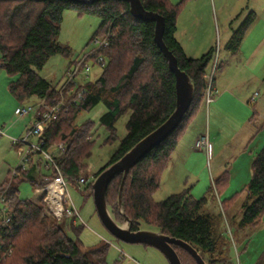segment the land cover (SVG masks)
Masks as SVG:
<instances>
[{"label": "trees", "instance_id": "trees-1", "mask_svg": "<svg viewBox=\"0 0 264 264\" xmlns=\"http://www.w3.org/2000/svg\"><path fill=\"white\" fill-rule=\"evenodd\" d=\"M141 1L147 10L165 17L164 40L178 58L180 68L190 76L195 89L194 98L176 132L129 170L122 190L121 207L119 191L124 173L110 181L106 193L107 204L117 222H124L125 215L129 217L133 231H158L189 243L206 264H231L234 261V245L246 244L251 233L262 223L264 147L254 157L248 184L231 198L224 199L217 211L208 209L209 201L213 198L216 200L213 184L208 195L200 198L194 197L186 188L162 201L155 200L168 160L197 116L206 96L204 75L213 60L214 47L198 58H191L177 40L178 17L188 0L177 3L170 0ZM68 8L80 15L99 17L101 22L91 41L106 39L107 45H101L88 57V61L93 60L102 66L101 74L95 80L85 77L82 81L76 79L75 83L62 90L64 82L61 86H53L37 70L43 69L55 54L72 55L68 45L58 42L64 12ZM255 19L256 13L250 11L234 31L227 44L232 53H237ZM154 29V22H145L133 16L129 3L123 0H103L85 5L67 0H0V68L12 78L8 83L12 96L21 105L32 97L44 99V104L38 110L40 116L48 107L57 104L63 94L67 102H71L78 91L85 90L78 103H72L67 110L61 108L44 133V148L53 150L63 145V149L55 153L69 183H78L95 143L92 132L95 122L91 118L77 122L83 112H90L103 104L105 111L100 115L99 122L109 131L105 142L115 144L118 141L109 161L96 173L94 180L174 112L175 75L154 40ZM126 112L130 113L126 123L127 133L120 138L115 123ZM42 162V159H37L27 169L20 168L18 176L11 177V170L9 178L0 183V193L8 186L7 207L15 223L0 247L1 251L9 250L10 254H6L0 264H109L108 243L84 252L79 242L68 233L72 229L79 234L83 229L81 225L66 217L63 225L53 223L41 217L42 206L35 199L21 196L20 185L24 182L31 183L35 189L47 184L43 177L48 172L44 170ZM228 173L225 171L215 180L219 193L228 184ZM93 183L88 184L92 193ZM242 194L244 199L239 212L231 213L232 204ZM173 247L182 264H199L183 247L176 244ZM257 264H264V251Z\"/></svg>", "mask_w": 264, "mask_h": 264}, {"label": "rangeland", "instance_id": "rangeland-1", "mask_svg": "<svg viewBox=\"0 0 264 264\" xmlns=\"http://www.w3.org/2000/svg\"><path fill=\"white\" fill-rule=\"evenodd\" d=\"M193 2H196V0ZM198 3L200 4V8L195 12L194 17L189 18L186 24L181 25V39L185 40L196 36L198 39H201L200 42H204L207 39L210 40L213 38L215 40L214 46L218 43V41L220 46V40L223 41V46L219 48L220 64L216 77H218L219 72L221 71V66L223 64L226 66L228 65V57L225 56V53H231V51L227 48L229 41L225 42V36L228 35L226 31L228 32L231 29H237L252 10L256 12L254 26L259 24V27L256 29V33H248V37L243 42L242 50L245 54L250 51H254L253 53H258L260 56L264 54L261 51V49H264V43L260 44L259 40L264 34V0H198ZM190 6L191 5H189V9L185 10L186 12L192 9ZM100 22L101 19L95 15H80L74 9H66L64 12V19L61 33L58 37V42L68 45L72 49V55L70 57H66L62 54H55L51 56L43 69L37 70L39 75L50 81L53 86H61L65 80V72L68 66L84 53L90 52L92 49L97 47L95 43L96 40L91 41V39L94 36ZM260 30L262 35L258 38ZM201 50L203 49H200L197 52L199 53ZM231 61L232 66H239V72L232 68L229 70L228 74L230 76L235 75L234 80H237L236 87L243 92L246 96L245 99L250 98V107H247L248 105L246 104V101L242 100V102L245 101V105L238 101L236 111L232 113L233 115H228L226 113L218 115L213 108L214 103H207L206 91V96L200 104L198 114L190 123L191 125L190 128H188L184 142H186L189 138H192L194 134L199 133V131L209 136L210 132L214 135L216 131L220 130V136H223L222 141H224V139L229 141V134L231 135L232 132H237L235 137L232 139V144L229 147L225 144H220L218 147L217 157L212 161H208L207 156L203 157L200 153L191 152L193 157L201 158L196 164L193 163L192 165L183 164V162L179 161L177 155L175 154L173 162L168 165V169L163 175L161 188L154 196L156 201H162L172 193L180 192L188 187H191L194 190L195 195L201 196L205 186L207 187L210 185L211 175L213 177H218L221 173L229 170L233 163V159L241 155L243 143L247 137L250 136L252 131L251 128L253 127L256 131V127H259L264 122L262 118L258 116L252 122L253 125H251V122L249 121L250 119L247 120L246 118L245 121L243 118V107L246 108L249 118L253 113H255V111H260V113L262 112L259 108L257 110L255 108L252 109V106H255V103L251 101V98L255 95L256 91H259V95L261 92L260 96H256V101L264 98V81H262L263 74H261V64H258L257 67H255L252 62H249L244 66L239 65L236 57H231L229 63ZM89 64L91 65L89 79L95 80L101 74L102 66L93 60H90ZM253 67L256 68V70H254ZM0 72V90H2V92H0V98H4V96H11L14 98L9 92L7 85L12 78L1 68ZM83 78L84 75L82 74L77 77L79 81H82ZM252 78L255 79L252 81ZM215 80L216 78L212 84L213 101L217 93L214 89ZM5 90L7 92L6 94L3 93ZM39 102V98L32 97L25 105H37ZM104 111L105 106L103 104H99L93 108L92 111L83 112L77 120L78 123H81L85 119L91 118L95 122V127L92 131L94 134L93 138L95 140L92 155L85 161L87 167L80 173L88 177V184L95 181L94 178L96 173L109 161L118 142L117 141L115 144H108L105 142L109 131L106 127L100 125L99 122L100 115ZM129 116V112L124 113L115 123V127L120 138H123L127 133L126 123ZM0 127L3 126L0 125ZM22 136H24V134L21 136L11 137L20 138ZM6 141L5 137L1 138L2 144L0 147H3L2 145L5 144ZM9 144H11V141ZM184 144L186 143H182L183 146H185ZM11 148L14 149H11L12 153L17 152L12 144ZM205 155H207V153ZM17 158L19 159V157ZM3 159V156L0 154V167H2L1 163ZM18 163L11 165L13 168H16ZM210 163L211 166H209ZM77 184L69 183L68 190L69 195L79 212V216H77L74 223L76 225H81L83 229L79 234L75 233L72 229H70L68 233L73 239L79 242L80 247L84 252L96 248L102 243H108L107 262L109 264H170L165 254L154 246L142 243H127L115 238L114 235H112L104 226L96 211L91 189L88 185ZM20 191L23 198L35 199V202L42 206L41 217L47 218L53 223H60L63 225L64 218L61 219V221L54 219L48 214L47 207L42 198L43 195L39 196L31 183H22L20 185ZM110 211L112 213L111 208ZM68 221L70 222L71 220L69 219ZM228 231L230 232L229 229ZM239 247H241V245H236V247L234 245L233 247L235 261H237L236 251H238L239 255H241Z\"/></svg>", "mask_w": 264, "mask_h": 264}, {"label": "crops", "instance_id": "crops-1", "mask_svg": "<svg viewBox=\"0 0 264 264\" xmlns=\"http://www.w3.org/2000/svg\"><path fill=\"white\" fill-rule=\"evenodd\" d=\"M170 1L171 3H177L180 0H170ZM193 1L194 0L187 1L185 6L183 7V12L181 11L178 17L176 38L182 45L184 52L188 57L198 58L214 46L215 40L211 38L210 40L207 39L204 42H200L201 39H198L196 36L191 37L190 39H185V40L181 39V25L186 24L189 18L194 17L195 12L199 10L200 8V4L198 3V0H196V2H193ZM189 5H191L190 7H192V9L186 12L185 10L189 9ZM254 22L247 30L246 35L237 53H232V52L230 54L225 53V56L228 57L227 59L228 65L226 66L223 64L221 66L222 67L221 71L219 72L218 77H216L215 84H214V89L217 92L216 97L214 98V101L211 102V103H214L213 108L218 115L221 113L233 115L232 113L236 111L238 101L242 102V100H245L246 104L248 105L247 107H250L249 106L250 98L245 99L246 96L243 94V92L239 88L236 87L237 80L236 81L234 80L235 75L230 76L228 74L229 70H231L232 68L235 69L237 72H239L238 71L239 66H236V65L232 66V61L229 63V60L231 59V57H236L237 63L243 66L247 65V63L249 62H252L255 67H257L258 64H261V74H263L262 81H264V54H262L263 56L262 55L260 56L258 55V53H253L254 51H250V52H247V54H245L243 53V50H242L243 42L248 37L247 36L248 33L250 32L251 34L253 32L256 33V29L259 27L258 26L259 24L254 26L255 25ZM263 27H264V23H263ZM235 30L236 29L234 30L231 29L228 32L226 31L228 35L225 36L226 38L225 42H228L230 40ZM261 35L262 34L260 30L258 34V38H260ZM259 40H260V44L264 43V34L261 36ZM222 43L223 41L220 40V47L223 46ZM200 49H203V50L200 51L201 53L200 52L198 53L197 51ZM261 51L262 53H264V49H261ZM0 58H1V51H0ZM254 70H256V68H254ZM253 79L255 78H252V81ZM0 92H2V90H0ZM3 93L6 94L7 93L6 90ZM260 95H261V92H260ZM41 101L42 100H40V102ZM245 101L242 102L244 105H245ZM22 106L23 105H21L19 102L17 103V100L15 99V97L12 98L11 96H4V98H0V125H2L3 128H5V131L7 133L6 136L2 137V138L4 137L6 138L7 140L6 143L2 145L3 147H0V154L4 158L1 163L2 167H0V183H3L8 178L10 171L13 169V166L11 164H17L19 160L17 158L18 157L17 152H14L15 153L14 154L11 151V149H13L11 148V144H9L11 141V136L23 135L26 131V128L34 120L33 114H30L28 116H21L19 114V108H21ZM252 107H253L252 109L255 108L256 110L259 108L262 110V112L260 113V111H257V112L255 111V113H253L252 116H250L249 118V114L246 108L243 107L244 108V112H243L244 120L246 118L247 120L250 119L249 120L251 122L250 124L253 125L252 122L256 119V117L260 116L262 120L264 121V98L262 100L256 101L255 106H252ZM188 128H190V126ZM256 128H257L256 131L253 129V127L251 128L252 131H251L250 136H248L245 142L243 143V148L241 149V155H239L238 157H235L233 159L231 168L229 170H226L229 172L228 173V184L220 193L215 187V180L216 178L220 177L224 172L221 173V175H219L218 177H213L211 175L210 185H208L207 187L205 186V189L203 193H201V196L195 195L194 190L191 187H188L194 197L200 198L204 195H208V193L210 192V187L213 184L215 188V193H216V200L213 198L209 201L208 209L217 211L219 208L222 207L221 202L224 199L231 198L235 193L241 191L248 184L251 178V165L254 160V157L264 147V122L259 127H256ZM187 132H188V129L185 131L184 135L181 137L179 143L177 144V147L173 151L170 159L168 160V163L163 172V175L168 169V165L173 162V159H174L173 157L175 154L177 155L179 161L183 162V164H188V165H192L193 163L196 164L198 160L201 159V158L193 157L191 155V152L200 153L201 156L208 157V155H205L207 153L206 151L204 152L201 150H195L194 148L195 140L199 136L205 133L199 131V133L194 134L192 138H189L188 140H186V142H184ZM220 133H221L220 130L216 131L214 135L211 132L209 133L210 140L213 144V156L210 160L208 158L207 159L208 161L215 160L218 154V147L220 144H225L227 145V147H229L232 144V139L235 137V134L237 132H232L231 135L229 134V141H226L225 139L224 141H222L223 136H220ZM182 143H186L184 144L185 146H183ZM1 144L2 143L0 142V146ZM209 166H211V163ZM7 173H8V176H7ZM163 175H162V178H163ZM161 184H162V180H161ZM175 193H179V192H174L172 194H175ZM37 194L40 196L39 193ZM243 199H244V194H242L240 197L237 198V200L232 204L230 208L231 213L239 212L240 205ZM239 249H240L241 255H239V252L236 251L237 261H235L234 259L235 253H233L232 257L234 261L231 264H257L259 257L264 251V215H263L262 223L260 227L251 233L249 241L246 244L241 245Z\"/></svg>", "mask_w": 264, "mask_h": 264}, {"label": "built area", "instance_id": "built-area-1", "mask_svg": "<svg viewBox=\"0 0 264 264\" xmlns=\"http://www.w3.org/2000/svg\"><path fill=\"white\" fill-rule=\"evenodd\" d=\"M95 43L97 45L96 48L83 54L81 57H78L75 62L70 64V67L66 72L64 83L62 84V90L70 83H75L77 77L81 74L84 75L85 78H89L91 71V65L88 61L89 55L101 45H107L106 39H103L102 41L96 40ZM219 48V43H217L214 46L213 60L204 75L207 82V103H211L213 101L212 84L216 78V73L220 64ZM84 92V89L78 91L71 102H67V98L63 94L61 100L57 104L52 107H48L47 110L40 116L38 115V110L40 106L44 104V99L37 105H23L21 108H19V114L21 116L33 114L34 120L26 128L24 136L20 138L11 137V144L16 148L18 157L20 159L16 168L12 169L11 177L18 176L20 173V168L27 169L29 164H34L35 160L42 159L44 170L48 172V175L43 177V179L47 181V184L42 188H37L36 191L40 195H43V200L47 207L48 214L57 220H61L66 217L71 218L75 222L77 216H79V212L71 196L69 195V182L63 175L62 169L57 162L58 155L55 152L62 150L63 145L60 144L53 150L44 148V133L48 123L57 117V114L61 108L65 107L67 110L72 103H78L83 98ZM258 95L259 92H255V95L251 98L253 103L256 102V96ZM6 135L7 133L5 129L0 127V142L1 138ZM194 148L195 150L206 151L209 160L213 156V144L210 141L209 136L206 134L199 136L195 140ZM78 183L79 185H87L88 177L81 175L78 178ZM7 189L8 186L0 193V247L3 246L5 243V237L10 233L15 225L7 207ZM6 254H10V251L0 250V262L1 259L6 256Z\"/></svg>", "mask_w": 264, "mask_h": 264}, {"label": "water", "instance_id": "water-1", "mask_svg": "<svg viewBox=\"0 0 264 264\" xmlns=\"http://www.w3.org/2000/svg\"><path fill=\"white\" fill-rule=\"evenodd\" d=\"M73 3L85 5L92 4L103 0H67ZM130 5V11L136 18L145 22H154V40L168 61L170 70L175 75L176 87V108L171 116L161 124L157 129L142 139L120 160L116 161L95 179L93 183V197L96 211L109 232L115 238L127 243H142L151 245L162 251L168 258L170 264H182V261L173 247V244L183 247L197 260L199 264H206L205 260L189 243L164 235L158 231L141 229L133 231L131 229V221L125 215L123 223H119L113 217L107 204V188L110 181L118 174L124 173L123 180L119 191V204L121 207V198L124 182L129 170L141 161L148 153H150L159 144L168 139L180 126L187 115L194 98V84L190 76L180 68L178 58L171 51L164 40L166 27L165 17L155 11L147 10L141 0H123ZM121 212H123L121 208Z\"/></svg>", "mask_w": 264, "mask_h": 264}, {"label": "bare ground", "instance_id": "bare-ground-1", "mask_svg": "<svg viewBox=\"0 0 264 264\" xmlns=\"http://www.w3.org/2000/svg\"><path fill=\"white\" fill-rule=\"evenodd\" d=\"M88 185V184H87Z\"/></svg>", "mask_w": 264, "mask_h": 264}]
</instances>
